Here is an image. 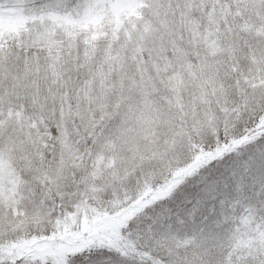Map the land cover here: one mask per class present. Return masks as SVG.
I'll return each mask as SVG.
<instances>
[{
	"label": "snow or ice",
	"instance_id": "snow-or-ice-1",
	"mask_svg": "<svg viewBox=\"0 0 264 264\" xmlns=\"http://www.w3.org/2000/svg\"><path fill=\"white\" fill-rule=\"evenodd\" d=\"M0 264H264V0H0Z\"/></svg>",
	"mask_w": 264,
	"mask_h": 264
}]
</instances>
